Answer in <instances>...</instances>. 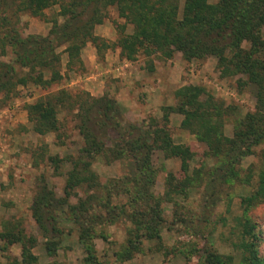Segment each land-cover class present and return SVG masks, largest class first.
<instances>
[{
  "label": "rangeland",
  "instance_id": "obj_1",
  "mask_svg": "<svg viewBox=\"0 0 264 264\" xmlns=\"http://www.w3.org/2000/svg\"><path fill=\"white\" fill-rule=\"evenodd\" d=\"M57 11L58 7H51L44 12L51 19ZM107 13L94 29L106 49L102 46L99 51L88 43L79 61L69 65L66 47H60L56 50L61 61L60 82L46 88L32 83L14 87L17 78L9 75L13 79L6 89L2 87L6 80L1 65L13 66L14 53L2 36L11 31L22 37L46 36L51 24L18 13L14 6L0 15L8 19L0 21V264H21L22 244L37 258L34 264H89L87 249L95 256L96 263L92 264H199L209 242L217 254L230 257L232 264H241V244L247 241L241 227L245 221L255 227L260 239L257 253L263 258L264 196L250 207L245 199L254 193L264 170V144L252 148L233 165L232 175L222 178L220 174L226 171L223 155L216 153L214 144L200 143L189 130L182 129L183 116L178 113H168L165 126L172 142L188 147L191 157L182 161L165 158L162 152L153 156L150 205L159 211L162 220L143 216L148 210L139 194L140 184L133 182L135 175L123 162L106 164L104 157L97 156L90 162L99 187L75 188L68 203L77 205L78 199L85 200L94 192L102 200L107 199L101 213L105 216V211L111 210L112 222L90 225L81 242L83 231L68 207L60 212L56 206L54 215L62 234L54 239L58 242L55 253L47 254L46 239L32 216L33 201L42 185L63 197L65 181L78 161L83 140L74 110L60 111L57 132L38 134L29 118L37 101L60 89L71 94L83 91L94 98L105 96L115 100L127 121L148 129L152 121L164 123L166 108L177 107L180 91L197 87L204 90L203 100L210 95L234 110L225 116L222 129L228 138L239 119L255 110L253 86L244 83L246 78L241 75L222 77L215 57L187 60L176 52L166 59L140 52L133 61L125 60L117 40L120 35L132 34V27L124 25L116 10L111 8ZM15 70L21 76L17 67ZM5 233L20 237L22 243H8L2 238ZM149 234L158 237L149 238ZM129 239L137 250L130 259L123 260L121 253Z\"/></svg>",
  "mask_w": 264,
  "mask_h": 264
},
{
  "label": "trees",
  "instance_id": "obj_2",
  "mask_svg": "<svg viewBox=\"0 0 264 264\" xmlns=\"http://www.w3.org/2000/svg\"><path fill=\"white\" fill-rule=\"evenodd\" d=\"M9 6H14L18 13L44 19L51 28L46 36L22 37L14 31L2 36L14 53L13 66L1 65L2 77L6 80L2 85L4 89L13 79L9 75L17 78L12 84L14 87L32 83L46 88L60 82L61 61L56 52L60 47H66L69 65L74 60L79 61L88 43L99 51L102 46L106 49V43L94 35V29L103 23L112 8L124 20V25L132 27V34L120 35L117 40L121 57L125 60L133 61L140 52L146 56L159 54L166 59L176 52L187 60L212 56L217 60L222 77L244 76V83L253 86L256 100L255 110L239 119L231 138L223 136L222 129L225 116L234 110L210 95L203 100L204 90L197 87L180 91L177 107L166 108L164 123L152 121L148 129L127 121L115 100L105 96L94 98L83 91L71 94L60 89L37 101L29 118L38 134L57 132L60 111L74 110L78 120L76 127L83 140L78 161L73 163L65 181L63 197H57L42 185L33 201L32 216L46 239L47 254L55 253L58 242L54 239L62 234L54 215L56 206H59L58 211L68 207L73 221L83 231L81 242L90 225L95 227L112 222L111 210L105 211V216L101 213L107 199L102 200L94 192L85 200L78 199L77 205L68 203L75 188L86 185L95 190L99 187L98 176L91 170L90 162L97 156L104 157L106 164L123 162L134 173L133 182L140 184L139 194L144 197L148 210L143 216L157 222L162 220L159 211L150 205L153 156L162 152L165 158L175 157L182 161L191 157L188 147L172 142L165 126L168 113L182 115L181 128L189 130L198 142L214 144L216 153L224 157L222 162L226 171L220 174L222 178L232 175L233 165L247 156L252 148L264 144V0H0V15ZM51 7H58V11L48 19L44 11ZM1 18L5 21L7 16L0 17V21ZM15 67L21 76L17 75ZM127 181L124 180V184ZM110 196L108 193V199ZM263 196L264 170L259 175L254 193L245 199L247 207L257 204ZM241 227L247 238L241 244V264H264V257L257 253L260 239L254 225L245 221ZM2 238L8 243H22L20 237L12 234L5 233ZM87 250L90 252L89 264L96 263L92 250ZM135 250V242L129 239L121 253L123 260L130 259ZM36 262L37 258L22 244L21 264ZM199 264H232V259L217 254L209 242Z\"/></svg>",
  "mask_w": 264,
  "mask_h": 264
}]
</instances>
